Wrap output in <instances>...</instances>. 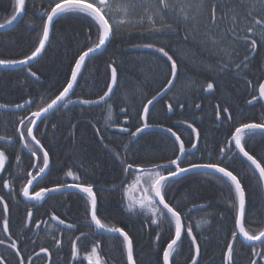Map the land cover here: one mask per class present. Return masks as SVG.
Segmentation results:
<instances>
[{
	"label": "trees",
	"instance_id": "16d2710c",
	"mask_svg": "<svg viewBox=\"0 0 264 264\" xmlns=\"http://www.w3.org/2000/svg\"><path fill=\"white\" fill-rule=\"evenodd\" d=\"M236 2L239 3V0ZM244 2L252 5L256 3V0H244ZM14 5L15 0H0V23L10 18ZM47 6L48 4L41 1L27 0V11L23 18L9 30L0 31V59H21L34 49L42 35V21L34 14L33 9L43 11ZM29 19L32 23H28ZM167 19L169 22L173 21L171 16ZM187 27L189 35L193 36L195 25L189 24ZM145 29L137 28L118 32L102 52L86 61V66L78 77V83L74 87L71 98L97 99L103 95L110 81V69L107 65L114 63L118 70V87L107 103L96 107L78 105L60 107L54 114H50L44 123H38L36 134L46 148H50L51 159V171L40 186L53 187L57 181L73 182L71 177L64 175L69 168H72L80 176L81 182L85 185L90 183L95 187L98 217L105 223L119 227L126 226L125 230L134 239L137 264H155L157 260L155 237L159 229L155 226H146L142 223V218L130 215L124 210L122 192L112 189L113 184L119 185L122 180H125L120 161L114 156L119 153L121 158L127 156L130 161L134 160L136 164L145 167L174 158V140L168 134L145 130L135 138L129 135V132H134L140 124L137 112L142 110L143 103L167 87L166 80L171 78L170 62L154 50L132 46L144 43H153L157 46L170 44L171 46L165 47V50L177 60L178 79L170 91L153 102L150 107L149 123L163 125L165 128L172 127L173 131L181 136L185 146L190 147L189 141H195V137L186 124L181 125L178 121L186 119L188 122H193V117H196L194 124L201 132L199 150L194 149L195 156L187 157L185 162L198 160L202 155L204 160H207L209 151L214 153L212 159H216L219 148L226 146L230 125L227 122L215 121L213 112L214 106L218 103L230 107L235 122L260 121L261 116L264 115L262 102H253V105L249 106L246 101L251 99L252 89L258 88V82H260L258 69L264 66V50L258 47L259 56L250 66L251 74L247 76V79L252 81L249 85L245 82L243 73L235 72L234 65L229 64L231 70L228 72L221 71L230 57L220 52L218 47L227 49L231 58L239 54L242 59L245 51L242 44L232 39H225L220 46L214 45L211 38L204 37V28H200L187 44L181 39L184 35L183 26L179 34L170 35L154 36ZM88 31L89 21L76 16L63 17L55 22L44 52L31 64L32 70L36 71L40 77L39 81L30 76L24 68L0 69L1 104L14 105L23 103L24 100L35 101L30 110L0 111V135L12 134L14 132L12 121L20 116L29 115L38 104L50 102L51 98H55L63 90L70 77L71 67L74 66V59L82 50L91 46L92 41L88 39ZM95 39L96 36L93 35L92 40ZM209 82L214 84L212 93L203 90ZM177 99L181 103H186V109L181 110L176 107ZM168 103L174 105L173 112L167 111ZM195 103H200L201 109H195ZM108 104L112 106V121L119 127H108L106 124ZM121 108L128 109V123H125V113L120 112ZM241 110L243 115L240 114ZM46 124L47 127H45ZM52 124H56L57 129H53ZM73 125H75L74 128ZM15 127H18V124ZM120 127L128 128L129 132L120 131ZM125 145L130 151H125ZM246 150L259 159L261 153H264V137L256 136L249 140ZM17 153L21 155L19 165L15 160ZM28 153L20 144H16L14 149L9 150L6 171L0 174V177L4 179L17 178L14 180L17 191L26 182L23 177L30 171L35 160ZM14 166L19 169L14 170ZM229 166L230 170L244 177L248 210L245 227L250 231L264 228L262 186L257 183L256 176L252 174L248 162L243 158H234ZM6 174L9 176L7 177ZM132 178L129 175L128 181L130 182ZM0 190L3 189L0 188ZM173 198L186 205L182 212L192 209L188 219L194 226L197 220L202 222L201 229L197 230L194 227V234L199 233L197 238L201 244L200 264H220L221 246L226 233H229L234 225V212L229 209L227 203L229 197L226 186L218 181L215 175H209L207 172L187 173L181 178H176L171 185L166 199ZM47 200L46 204L52 207L53 213H61L62 217L77 222L85 230H92L87 227L89 214L85 212L86 197L84 195L77 192H64L50 195ZM209 204L211 207L196 208ZM15 211L14 208H10V230L18 228L21 231L26 220L22 216L16 219ZM205 220L208 221L207 224L203 223ZM0 226H2V217H0ZM92 238L100 239L106 251L119 244L117 238L112 235L93 236L83 246L81 255L90 249ZM166 239V235L162 236L159 244L166 246ZM32 241L34 240L31 237L26 245L27 251L22 248L25 256L34 255L41 247L37 242L32 243ZM241 248L243 253L235 255V259L237 261L238 256H242L248 263L247 255L251 250L243 246ZM0 253H5L4 247L0 249ZM187 255L186 241L181 255L177 257L181 264ZM58 257L55 255L53 264H72L69 254L63 257L65 260H59ZM112 257L113 264H120L122 257L118 251L113 252ZM160 258L162 259V251ZM36 259L33 256V260ZM236 264L243 263L239 260Z\"/></svg>",
	"mask_w": 264,
	"mask_h": 264
},
{
	"label": "snow or ice",
	"instance_id": "6c2138e0",
	"mask_svg": "<svg viewBox=\"0 0 264 264\" xmlns=\"http://www.w3.org/2000/svg\"><path fill=\"white\" fill-rule=\"evenodd\" d=\"M137 9L142 10L143 15L136 22L143 25L146 19L147 27L145 30L154 36L179 34L183 26L184 35L181 39L186 44L200 28L205 29L204 37L211 38L214 45L220 46L225 39H232L236 43L242 44L245 49L242 59L239 54H236L235 58H231L227 49L222 46L219 47L220 52L230 57L221 71H230L229 64H232L235 72L237 74L243 73L245 82L249 85L252 84V81L247 79V76L251 74L250 66L259 56L258 47L260 50H264V0H256V3L252 5L246 4L244 0H239V3L236 0H87V2L86 0H49L48 6L43 11L33 9L34 14L42 21V35L38 43L29 54L24 55L21 59H0V66L5 68L22 66L30 76L39 81L40 77L36 71L32 70L31 62L42 55L46 44L49 42L55 22L63 17L76 16L88 20L89 31L87 36L92 42L91 46L82 50L74 59V66L71 67L70 77L67 79L63 90L55 98H51L50 102L38 104L34 111H30L29 115L20 116L17 120L12 121L14 125L12 134L0 135V141H4L3 144H0V172L6 171L5 165L9 162V150L14 149L16 144L28 149L31 156L35 158V162L31 165L33 170L28 171L23 177L26 182L20 187L19 193L14 190V180L17 178L4 179L0 177V188L8 190L4 195H0V217H2L0 246L5 248V253H0V264H34L33 255L25 256L22 252V248L27 251L26 245L31 240L28 233L33 230L37 234L44 231L50 235L56 253L64 251L62 239L55 235V232L60 229L55 228L52 222L55 221L58 225L64 226V229L79 231L75 224L66 223L64 219L54 213L48 221H34V208H28L26 222L21 231L16 234V238H13V234L10 232L9 203L17 195L25 198L26 202L35 201L39 203L45 201L50 194H62L68 188L77 189L79 193L84 194L86 197L85 212L90 215L87 227L91 229L94 226L97 230L96 233L80 231V235L75 240L70 241L72 264H85V262L86 264H113L112 253L116 251L122 257L120 264H137L134 239L125 230L126 226L119 227L115 224L105 223L98 217V200L94 186L90 183L85 185L81 182L80 176L72 168H69L64 175L71 177L73 183L66 184L57 181L55 187H40L39 190H36V186L51 171L50 148H46L37 137L36 132L39 127L37 121L44 123L50 114H54L60 107L66 108L69 104L107 103L106 98L110 97V94H114V89L118 87V70L114 63L107 65L110 69V82L106 86L107 91L97 100L78 99L74 101L70 97L73 94L74 86L78 83V77L86 66V61L103 51L122 27L133 23L132 13ZM26 11V0H15L13 14L4 23H0V29H6L13 25L18 19L23 18ZM169 16L173 18L172 22L168 21ZM28 23H32V20L29 19ZM189 24L195 25L193 36L189 35L187 27ZM93 35L96 36L94 41L92 40ZM132 47L154 50L156 53L162 54L167 62H170L171 78L166 80L167 87L163 89V93L170 91L175 86L174 81L178 79L177 60L173 59V55H170L169 51L165 50V47H171L170 44L157 46L153 43H144L135 44ZM258 71L260 72L258 77L260 82H258V88L252 89L251 99L246 101L249 106H252L253 102L264 101V66L260 67ZM213 89L214 84L211 82L207 83L206 88H203L209 93H212ZM163 93L158 91L150 99H147L146 103H143L142 110L137 112L140 124L134 132H129L126 127H120V131L129 132V135L135 138L149 128L160 127L174 137V158L167 159L164 163H152L149 167H145L136 164L134 160L130 161L127 156L121 158L120 154L116 153L114 158L120 161L125 180H122L119 185H112L113 190L122 192V204L128 214L142 218V223L148 227L155 226L159 229L155 237L157 242L155 264H181L177 257L181 255L182 247L186 241L188 243V255L185 256L183 264H200L201 244L197 238L199 233L194 234V227L197 230L201 229L202 222L197 220L194 226L188 219L192 209L182 212L186 207L182 201L174 200V198L166 199L176 178H181L187 173H196L199 170H205L209 175H215L217 180L226 186L229 197L227 203L229 209L234 212L233 229L226 233L221 246L220 264H236L235 255L238 243L251 250L248 264H264V228H260L258 231H250L245 227L248 210L246 207V186L243 183L244 177L235 173L234 170H230L229 166L234 158H243L248 162L252 174L256 176L257 183L264 186V153H261L258 159L256 155L250 154V151L246 150V144L249 140L256 136L264 137V115L261 116L259 122H235L230 107L218 103L214 106L215 121L227 122L230 125L226 146L219 148L216 159H212L214 153L209 151L207 160H204L202 155L198 160L185 162L187 157L195 156L194 149L199 150L198 143L201 139V132L198 126L194 124L195 116L193 122H188L186 119L178 121L181 125L186 124L195 137V141H189L190 147H186L181 136L173 131L172 127L164 128L163 125L149 123L151 118L149 106L153 105L158 97H162ZM34 103V100H24L23 103L14 105L0 104V109L30 110ZM176 107L184 110L187 105L177 99ZM194 107L201 109V104L195 103ZM167 111H174L172 103L167 104ZM120 112L125 113V123H128V109L121 108ZM240 114L243 115V110ZM16 124L19 126L15 127ZM106 124L108 127H119L112 121L111 104H108ZM57 127L56 124H52L53 129H57ZM72 127L74 128L75 125ZM125 151H130L127 145H125ZM177 152L178 154H176ZM15 160L19 165L21 161L19 153L15 155ZM129 175L133 177L130 182L128 181ZM6 197L9 202H5ZM199 207L203 209L204 207H211V205H200ZM203 223L207 224L208 221L205 220ZM42 224L47 227L42 229ZM103 234L116 237L119 244L106 251L102 247L100 239H93L90 249H87L81 256V249L78 247L77 241L81 240L82 237L88 239L90 235ZM164 235L167 236L166 246H161L159 241ZM161 251L162 259L160 258ZM40 253H43L47 258V264H53L52 250L46 246H41L39 252L35 253L37 259L40 258Z\"/></svg>",
	"mask_w": 264,
	"mask_h": 264
},
{
	"label": "flooded vegetation",
	"instance_id": "af4514ba",
	"mask_svg": "<svg viewBox=\"0 0 264 264\" xmlns=\"http://www.w3.org/2000/svg\"><path fill=\"white\" fill-rule=\"evenodd\" d=\"M36 1H41L45 4L49 3V0H36ZM26 2H27V0H26ZM0 143L3 144L4 141H0ZM23 150L26 153H28L25 149H23ZM28 154H30V153H28ZM38 155H40V154L38 153ZM34 162H35V160H34ZM17 168L19 169V167L14 166V170ZM32 170L33 169L31 168L30 171H32ZM6 176L8 177L9 174H6ZM41 182L36 186V190H39V188L42 187V186H40ZM71 183H73V182H71ZM71 183H66V184H71ZM14 190H15V187H14ZM1 191L3 193H1ZM7 191H8L7 189L0 190V195H4L5 193H7ZM94 191H95V189H94ZM15 192L19 193V191H17V190H15ZM79 194H81V193H79ZM81 195H83V194H81ZM47 198L45 201H42L39 203H37L35 201L26 202L21 195H17L16 198L9 203V207L14 208V210H16L15 211L17 213V214H15L16 219H18L20 216H22L26 220L27 219V209L28 208H34V217H33L34 221H48L50 219V216L53 214V211H52V207L49 204H46V202L48 201ZM5 202H9L7 197H6ZM18 214H19V216H18ZM54 214H56V213H54ZM56 215L60 216L61 219H64L66 221V223H73L79 228V231L67 230V229H64V226L58 225L55 221L52 222V225H54L55 228L60 229L59 231L55 232V235L57 236V238L62 239V241L64 243V249H65L64 251L56 253L55 249L53 247V244H52L51 236L48 235L47 233H45L44 231H41L39 234H37V232L35 230H33L32 232L28 233V236L32 237L33 240L35 242H37L38 245L46 246L50 250H52L53 251L52 260L54 259L55 255L59 256L58 257L59 260H65L63 257H65L67 254L70 255V241L75 240L76 237L80 235V231H83L86 233H88V232L96 233L97 230L95 229L94 226H92L91 231L85 230V228L81 227L77 222H75V221L73 222L69 219H65L64 217H62L61 213H58ZM89 220H90V215H89ZM41 227H42V229H44L47 226L42 224ZM33 228H34V225H33ZM10 232L13 234V238H16V234L19 233L20 231L18 228H16V229H11ZM106 235H110V234L94 235V236L101 237V236H106ZM90 237H93V236L90 235L89 238ZM88 239H85L82 237L81 240L77 241L78 247H80L81 250H82L83 246L88 243ZM92 239H94V238H92ZM241 247H242V245L239 243L236 245V255L243 253V249ZM2 248H3V246H0V249H2ZM38 252L39 251H37L36 253H38ZM249 253L247 255L248 259H249ZM33 256L36 257L35 254ZM81 256H83V255H81ZM244 256H245V254H244ZM239 260L243 264H248L247 260L242 256H238L236 262L239 263ZM34 264H47V258L44 256L43 253H40V258L34 260Z\"/></svg>",
	"mask_w": 264,
	"mask_h": 264
},
{
	"label": "water",
	"instance_id": "95a60500",
	"mask_svg": "<svg viewBox=\"0 0 264 264\" xmlns=\"http://www.w3.org/2000/svg\"><path fill=\"white\" fill-rule=\"evenodd\" d=\"M21 19V18H20ZM20 19H18V21H16V22H14L13 23V25H11L10 27H8V28H6V29H0V31H4V30H9L10 28H12V27H14L19 21H20ZM50 35H51V33H50ZM46 46H47V44H46ZM100 52H102V51H100ZM100 52H98V53H100ZM97 53V54H98ZM39 58V57H38ZM37 58V59H38ZM37 59H35V60H33L32 62H31V64L32 63H34ZM11 68H23L22 66H19V65H17V66H12V67H7V68H5V67H3V66H0V69H11ZM110 82V81H109ZM175 82V81H174ZM75 87V86H74ZM114 91H115V89H114ZM162 93H163V90L161 91ZM167 93V92H166ZM166 93H163V95H165ZM113 94H110V97L112 96ZM162 95V96H163ZM110 97H108V98H106V100L108 101V99L110 98ZM98 99V98H97ZM97 99H92V100H97ZM72 100H78V99H72ZM262 102V104L264 105V101H261ZM102 104H104V102H101V103H99V104H94V105H82V104H79V103H73V104H69L68 106H71V105H78V106H84V107H96V106H99V105H102ZM152 105H150L149 106V108L151 107ZM0 110H2V111H12V112H15V111H19V110H17V109H14V108H8V109H0ZM20 110H23V109H20ZM39 121H37V123H38ZM165 128V127H164ZM147 130H153V131H160V132H164V133H166V134H168L169 136H171V134L170 133H168V132H166V131H164L162 128H160V127H152V128H149V129H147ZM172 137V136H171ZM173 138V140H174V137H172ZM25 149V148H24ZM26 151H28L27 149H25ZM198 172H206L205 170H199ZM258 174V173H257ZM263 187V192H264V186H262ZM31 190V189H30ZM67 191H75V192H79L77 189H72V188H68V189H65L63 192H67ZM52 194H56V193H52ZM52 194H50V195H52ZM24 200H25V198H23ZM196 208H199V206L198 207H196Z\"/></svg>",
	"mask_w": 264,
	"mask_h": 264
},
{
	"label": "rangeland",
	"instance_id": "374dc122",
	"mask_svg": "<svg viewBox=\"0 0 264 264\" xmlns=\"http://www.w3.org/2000/svg\"><path fill=\"white\" fill-rule=\"evenodd\" d=\"M142 15H143L142 10L137 9L134 13H132L133 23L132 24H128V25L122 27L121 30H120V32L125 31V30H131V29L134 30V29H137V28H146L147 27V20L146 19L144 20L143 25H141L140 23H137L136 22V21H138L140 19V17ZM157 20H159V17H157Z\"/></svg>",
	"mask_w": 264,
	"mask_h": 264
},
{
	"label": "bare ground",
	"instance_id": "6f19581e",
	"mask_svg": "<svg viewBox=\"0 0 264 264\" xmlns=\"http://www.w3.org/2000/svg\"><path fill=\"white\" fill-rule=\"evenodd\" d=\"M70 98H71V97H70ZM71 99H76V98H71ZM109 99H110V98H109ZM109 99H108V100H109ZM0 104H1V103H0ZM71 106H72V105H71ZM0 111H2V110H0ZM19 111H21V110H19ZM4 112H12V111H4ZM15 112H16V111H15ZM121 113H122V112H121ZM39 122H40V121H39ZM39 122H38V123H39ZM38 123H37V124H38ZM18 126H19V125H18ZM119 129H120V128H119ZM23 149H24V148H23ZM53 187H55V186H53ZM262 189H263V187H262ZM67 192H75V191H67ZM63 193H64V192H63ZM77 193H79V192H77ZM56 194H58V193H56ZM81 194H82V193H81ZM263 194H264V192H263ZM52 195H54V194H52ZM83 195H84V194H83Z\"/></svg>",
	"mask_w": 264,
	"mask_h": 264
}]
</instances>
